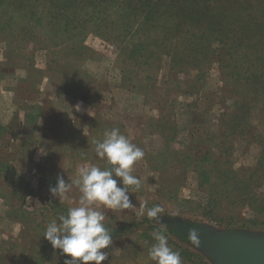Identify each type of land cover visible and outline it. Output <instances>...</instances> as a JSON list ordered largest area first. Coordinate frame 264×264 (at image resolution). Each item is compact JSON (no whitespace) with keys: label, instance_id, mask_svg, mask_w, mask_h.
Segmentation results:
<instances>
[{"label":"rangeland","instance_id":"obj_1","mask_svg":"<svg viewBox=\"0 0 264 264\" xmlns=\"http://www.w3.org/2000/svg\"><path fill=\"white\" fill-rule=\"evenodd\" d=\"M86 1L0 0V264L65 260L66 254L43 236L47 224L66 215L69 207L51 196L49 188L58 175L70 183L82 166L111 167L96 155L93 142L103 137L96 134L112 128H119L145 155L131 173L142 183L135 193L129 186L135 207H98L113 238L102 249L108 257L101 264H156L148 255L156 243L154 230L164 232L172 250L180 252L182 264H216L189 240L185 227L207 225L217 232L264 236V175L257 169L264 150L258 141H264L263 113H251L257 124L253 131L234 134L230 127L240 110L227 97L218 62L208 68L192 64L188 70L179 56L172 67L163 51H155L147 63L143 50L130 51L160 37L171 39L169 45L176 51L183 45L181 38L224 35L211 31L209 24L204 28L206 22L180 23V14L189 5L192 15L186 16L195 18L198 6L205 5L219 26L221 14L235 0H126L123 11L104 0L101 13ZM241 6L246 17L242 20L254 17L262 31L251 41L256 35L252 31L238 38L244 50L254 51L252 64L264 65V0H236L235 7ZM230 10L237 19V9ZM123 18L135 25L129 29ZM229 43L233 49L232 40ZM147 90L156 94L146 98ZM212 137L232 143L225 155L224 147L209 150L216 152L211 157L224 156L225 170L233 176L212 186L219 193L210 199V184L200 185L195 165L206 156V148L215 147ZM239 172L251 176L245 191L237 190L238 179L233 180ZM256 191L263 198L251 206L241 202ZM67 195L71 206H77L79 190L73 186ZM145 202V214L138 217ZM154 205L164 208L160 221L147 218V208ZM213 216L224 220L216 222Z\"/></svg>","mask_w":264,"mask_h":264},{"label":"trees","instance_id":"obj_2","mask_svg":"<svg viewBox=\"0 0 264 264\" xmlns=\"http://www.w3.org/2000/svg\"><path fill=\"white\" fill-rule=\"evenodd\" d=\"M137 1H139L138 3L141 4L144 0H137ZM235 2L236 0L229 3L226 11H224V13L221 14V18H219L218 20L219 26H217V23H216L217 20L215 21L214 16L208 15V7L204 8L205 5L198 6V8H201V10L197 12V17L195 18L186 16L190 11L189 5H185L182 8V12L180 14L181 16L180 23L184 24V21H188L192 24L206 22L204 24L205 25L204 28L208 30V27L206 25L209 24V29L211 31H215L214 33L223 32L224 35L220 34V36H214L211 39H210V36L206 37V39H203L204 37H200V38L196 37L194 39H191L192 36L190 38H186V37L181 38L182 41L180 42V44L183 43V45L180 46L176 51L172 50L171 45H169V41L171 39L169 38L164 39L163 37H160V38H157V40L155 39L156 41H153V42L146 41V42H141L134 46H131L130 51L131 52L136 51L139 53V51L143 50V55L146 56V59L143 60L144 63L148 62L147 58L150 57L155 51H163V56L170 57L171 66H172V63L175 64L176 61H179L177 59V57L179 56V57H182L180 58V61L182 63H185V66L188 67V70L190 69V66L192 64L196 66L203 65L206 68H208V65L210 63L218 62L220 65V69H221L220 71L222 73L221 74L222 86L224 87V83H225V87L227 89L226 93L230 95L227 97L232 98L234 100L233 105H236L238 109L240 110V112L235 115V120L232 126L231 127L229 126V127L232 130V133L234 134H237L238 133L237 131H240L241 134H244V130L253 131V128L257 126V124H254V120H252L255 117H252L251 113L257 110L258 113H260L261 111L264 115V65L258 62H257V66H255V64H252V62H255V60H253L251 56L254 51L248 53L247 49L244 50V48L242 47V41L238 37H240L244 33V31H252L256 33V35H253L252 37L249 38V41H251L256 36H258L260 31H262V26H261V22L252 21L254 17H248L249 20L247 22L242 20L246 18L242 16V10H244L245 8L244 6H241L240 8L235 7ZM86 3L91 6H95L93 10L98 9L97 12L101 13V10L99 9V7L102 6L105 2L104 0H89V1H86ZM105 4L107 6H110V5L114 6L113 7L114 9L118 7L119 11H123L124 9H126L127 1L126 0H108ZM196 4H199V3H195V5ZM229 8L237 9V14H236L237 19H234L232 17L234 15L233 14L234 12L231 11ZM189 14L192 15V12ZM225 18L228 19L226 22L224 21ZM231 18L232 20L229 22V19ZM151 21L156 23L158 20L151 18ZM122 23L128 26L129 29H131L133 25H135V23L129 24V21L125 20V18L122 19ZM86 28L87 27H85V29ZM101 30H102L101 26L100 25L97 26V31H101ZM145 38H155V37L146 35ZM231 40L234 43L233 49H232L231 44L229 43V41ZM208 41H211V42H208ZM202 48H204V50H202ZM171 51H174V52L171 53ZM186 52L189 53L190 56L187 55ZM227 53L229 55L228 57H227ZM184 54H186L187 56H182ZM139 57L140 55L137 56L136 58H139ZM247 57H248V60L251 61V63L248 62V60L246 59ZM224 61L226 62V66H224ZM240 67L243 70H241ZM209 69H207L206 72H208ZM194 82H199V81H194ZM180 85L181 84H179V86ZM189 85H192V82L189 83L186 87H188ZM182 88H185V87H182ZM219 91H220L219 96L224 100V89H221ZM146 93H147L146 98L150 95L154 96L156 94L155 91L149 92L148 90L146 91ZM253 100H255L254 104L252 103ZM161 103L162 102L160 101L159 103L160 107H164V105ZM223 110H224V104H223ZM223 115H224V112H223ZM263 120H264V116H263ZM261 121H262V118L260 119V122ZM170 125H172L174 128L176 127L173 124H170ZM248 126L249 128H247ZM258 127L260 128V125H258ZM174 133H175V130H173V134ZM96 135L103 136L100 134H96ZM213 138L214 137H212V140L215 142V147L206 148V156H204L203 160L199 161V163L195 165V167L199 169L198 175H199L200 185L203 187V186L208 185V183L210 184V187H208V188H211L210 191L208 192L210 199H213V196H215V193H219V191H216L214 188H212V186L217 185L219 183L220 184L224 183V181H227L233 176L232 173H229L226 171L227 168L225 167L226 163L224 162V156L223 158H221L222 154H220V158L211 157V156H214L216 152H213V150H209V149H219L221 147H224L223 154L225 155V152L229 151L230 148L233 146L232 143L226 142L224 141V139L218 142L214 140ZM215 138L218 139L219 137L215 136ZM258 141L263 146L262 149H264V145H263L264 141L262 140H258ZM190 159L192 160L193 158H190ZM195 162H198V160H195ZM189 163H192V162H189ZM257 165H258L257 169H260L259 174L261 176L264 175V150L262 151V154L260 156V159ZM256 173H257V170H256ZM249 177H247L246 175L242 176L240 172L236 174V176L233 178V180L238 179L236 182L239 184H236V189L240 191H245L247 188V185L245 183L250 182L249 180L251 179ZM261 198H263L261 194H258V192L256 191V192H253L251 195L246 196L244 199L241 200V202L242 203L247 202L248 205L251 206L254 202L259 201V199ZM252 211L254 214L256 213L255 210H252ZM211 219L216 222H221L222 220H224V218H221L219 216H213ZM46 249L47 247L45 248V250ZM60 264H64V260H62V263Z\"/></svg>","mask_w":264,"mask_h":264},{"label":"clouds","instance_id":"obj_3","mask_svg":"<svg viewBox=\"0 0 264 264\" xmlns=\"http://www.w3.org/2000/svg\"><path fill=\"white\" fill-rule=\"evenodd\" d=\"M93 143L96 155L105 159L111 167L82 166L78 169V177L70 183L58 175L56 185L49 188L51 196L58 197L60 203L67 201L69 204L67 214L49 222L43 233L53 249L66 254L64 264H89L93 261L101 264L106 260L108 253L102 249L108 248L113 238L104 224L105 214L98 207L103 205L111 210L134 208L128 195L129 186H134L133 193L142 187L141 180L131 173L133 165L142 160L145 153L121 134L119 128L105 130L102 139ZM40 152L43 153L42 149ZM117 178L122 186H118ZM73 186L81 193L77 206H71L73 201L67 195ZM145 205L146 202L141 205L138 217L144 216ZM163 213L161 205H154L146 211L149 220L157 221ZM151 236L156 241L149 248L148 255L152 261L156 264H182L180 252L172 250L162 230H154ZM188 236L194 245L199 244L194 228L189 230Z\"/></svg>","mask_w":264,"mask_h":264},{"label":"water","instance_id":"obj_4","mask_svg":"<svg viewBox=\"0 0 264 264\" xmlns=\"http://www.w3.org/2000/svg\"><path fill=\"white\" fill-rule=\"evenodd\" d=\"M192 228L196 230L198 246L216 264H264V236L217 232L207 225L185 227L187 236Z\"/></svg>","mask_w":264,"mask_h":264}]
</instances>
